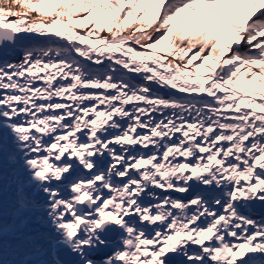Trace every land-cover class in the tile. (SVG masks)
I'll return each mask as SVG.
<instances>
[{
    "label": "snow or ice",
    "instance_id": "6c2138e0",
    "mask_svg": "<svg viewBox=\"0 0 264 264\" xmlns=\"http://www.w3.org/2000/svg\"><path fill=\"white\" fill-rule=\"evenodd\" d=\"M0 261L264 264V0H0Z\"/></svg>",
    "mask_w": 264,
    "mask_h": 264
},
{
    "label": "water",
    "instance_id": "95a60500",
    "mask_svg": "<svg viewBox=\"0 0 264 264\" xmlns=\"http://www.w3.org/2000/svg\"><path fill=\"white\" fill-rule=\"evenodd\" d=\"M21 55H23L22 52H17L13 57H10V59L18 60L21 57Z\"/></svg>",
    "mask_w": 264,
    "mask_h": 264
},
{
    "label": "bare ground",
    "instance_id": "6f19581e",
    "mask_svg": "<svg viewBox=\"0 0 264 264\" xmlns=\"http://www.w3.org/2000/svg\"><path fill=\"white\" fill-rule=\"evenodd\" d=\"M22 58V55H21V57L19 58V59H21ZM19 59L18 60H16V61H19ZM0 264H3V262L2 261H0Z\"/></svg>",
    "mask_w": 264,
    "mask_h": 264
}]
</instances>
